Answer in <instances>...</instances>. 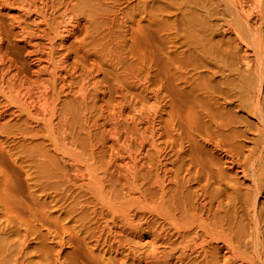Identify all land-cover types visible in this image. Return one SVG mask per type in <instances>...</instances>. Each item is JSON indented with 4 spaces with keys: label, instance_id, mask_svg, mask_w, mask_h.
Returning <instances> with one entry per match:
<instances>
[{
    "label": "bare ground",
    "instance_id": "6f19581e",
    "mask_svg": "<svg viewBox=\"0 0 264 264\" xmlns=\"http://www.w3.org/2000/svg\"><path fill=\"white\" fill-rule=\"evenodd\" d=\"M263 81L264 0H0V264H264Z\"/></svg>",
    "mask_w": 264,
    "mask_h": 264
},
{
    "label": "rangeland",
    "instance_id": "374dc122",
    "mask_svg": "<svg viewBox=\"0 0 264 264\" xmlns=\"http://www.w3.org/2000/svg\"><path fill=\"white\" fill-rule=\"evenodd\" d=\"M177 16V15H176ZM177 18V17H176ZM216 80H219L220 78H215ZM263 84H264V81H263ZM240 112L237 113L238 117L240 116H244L243 118L241 117V121L244 120V122L238 124L240 125L237 126V128L241 131H244L246 134H245V137L244 138H241L239 139L246 147H250V143L253 139H258L259 137V131L257 130V127L255 125V121L252 120L251 118L248 117V119L245 120V118H247L246 115H244L242 112L239 114ZM246 116V117H245ZM248 120V121H247ZM249 122V123H248ZM252 138V139H251ZM250 141V142H249ZM261 141V140H260ZM251 163V161H250ZM264 171V169H263ZM232 176V175H231ZM239 178V175L237 176ZM261 177V183H262V187L259 185V188L261 189H256L254 190L255 188L253 187V180L251 177H248L247 180L243 179V178H239L240 182L242 183V193H244L246 196L247 199L245 200V198H243V196L240 198L239 200V204L244 207H249L250 204L253 205V203L255 202L256 203V207L259 209V210H262L264 212V173H263V176H260ZM250 188V189H249ZM252 190V191H251ZM251 191V192H250ZM246 192V193H245ZM242 198L244 199V201H242ZM241 202H244L241 203ZM246 203H247V206H246ZM251 206V205H250ZM245 214V212H244ZM29 244L30 245H34L33 244V241L32 240H29Z\"/></svg>",
    "mask_w": 264,
    "mask_h": 264
}]
</instances>
